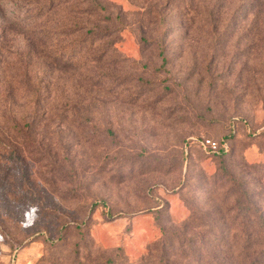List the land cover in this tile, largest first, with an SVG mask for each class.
Wrapping results in <instances>:
<instances>
[{"label":"rangeland","instance_id":"1","mask_svg":"<svg viewBox=\"0 0 264 264\" xmlns=\"http://www.w3.org/2000/svg\"><path fill=\"white\" fill-rule=\"evenodd\" d=\"M0 264H264V0H0Z\"/></svg>","mask_w":264,"mask_h":264},{"label":"built area","instance_id":"2","mask_svg":"<svg viewBox=\"0 0 264 264\" xmlns=\"http://www.w3.org/2000/svg\"><path fill=\"white\" fill-rule=\"evenodd\" d=\"M202 146L212 153H220L221 147L219 141L212 138H204L201 140Z\"/></svg>","mask_w":264,"mask_h":264},{"label":"trees","instance_id":"3","mask_svg":"<svg viewBox=\"0 0 264 264\" xmlns=\"http://www.w3.org/2000/svg\"><path fill=\"white\" fill-rule=\"evenodd\" d=\"M197 141L198 140H195V141H193V143L196 144V145L202 146L201 142L200 141L197 142ZM222 151H223V153H225L224 149H222Z\"/></svg>","mask_w":264,"mask_h":264}]
</instances>
